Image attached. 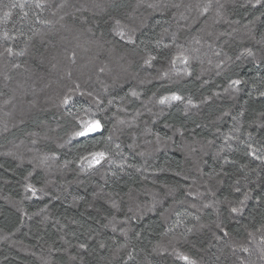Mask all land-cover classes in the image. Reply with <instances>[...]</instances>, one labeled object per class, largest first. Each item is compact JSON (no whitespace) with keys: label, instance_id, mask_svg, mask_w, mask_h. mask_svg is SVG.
I'll list each match as a JSON object with an SVG mask.
<instances>
[{"label":"trees","instance_id":"trees-1","mask_svg":"<svg viewBox=\"0 0 264 264\" xmlns=\"http://www.w3.org/2000/svg\"><path fill=\"white\" fill-rule=\"evenodd\" d=\"M76 82L102 103L61 107ZM172 92L195 106L161 105ZM261 92L264 0H0V264H264ZM83 108L102 133L72 140ZM85 149L108 162L82 169Z\"/></svg>","mask_w":264,"mask_h":264},{"label":"snow or ice","instance_id":"snow-or-ice-1","mask_svg":"<svg viewBox=\"0 0 264 264\" xmlns=\"http://www.w3.org/2000/svg\"><path fill=\"white\" fill-rule=\"evenodd\" d=\"M256 3L257 4L261 3V0H256ZM13 7H15V5H13ZM149 7H152V5H149ZM207 10H208V6H205L203 11L201 12V14H203V12H206ZM9 15H10L9 12L4 13L5 17H8ZM41 23H47V21H41ZM112 30H113V34L115 36L119 37V42H121L122 46H124V47H128V46L138 47L136 45V39H135V33H136L135 28H127L126 25H122L121 21L119 19H117L114 22ZM162 32L167 33L168 29H163ZM173 36H175V33H173ZM4 39H7V33H5ZM157 43H159V41H157ZM195 43L199 44L200 42H199V40H197V41H195ZM165 47H169V46L165 45ZM5 51L8 53V55H12L14 50H13V47L11 45H9L5 48ZM188 51H189L188 49H185L184 52H182L179 56L173 57V59L171 61L172 66L175 67V65L178 62H182L185 64V66H187L188 61H189V56L185 55L184 53H186ZM191 51H198V49L193 48ZM18 54H22V53H18ZM247 54L249 56L253 55L251 50H247ZM68 58L71 60L72 63H75L76 62V52L72 51ZM156 59H157L156 55H152L151 53H149L147 58L143 59L142 67L151 68L153 66V62ZM221 63H223V61ZM217 67H220V65H217ZM105 71H106V67L102 66L99 68V73H105ZM187 74L190 75V73H187ZM69 77H71V73H69ZM241 83H242V81L240 79L230 80L229 81V88L235 87V90L238 91L239 88L237 86H239ZM225 91H228V88H225ZM74 94H79L81 96L91 97L96 102L97 105L102 103V101L99 99V97L95 96L93 94V92H91V91L85 92V91L81 90V85L78 82H76L73 85L68 87L67 91L63 95L62 100L60 101V106L66 108V109L69 108L71 103L74 100ZM130 94L134 97L138 96V93L134 89L130 90ZM153 95L155 96V93ZM260 96L264 97V92H261ZM173 102H183V103H185L186 106H189V105L195 106V105H193V101L191 100V98L185 99V97L181 96L180 94H178L176 92H172L170 94L161 96L159 98V103L161 105H165V104L170 105ZM109 103L111 104L112 101L110 100ZM69 115H71L72 119L76 122V124L74 125L70 139L87 141L90 139H94L95 134L102 133L103 124H102L101 120L99 118H97V114L95 112L89 111L88 108H83L78 112H69ZM169 139H171V138H169ZM34 143H35V141H34ZM117 147H119V145H117ZM248 154L249 155H255V152H249ZM108 157H109V153L107 151H104V150L87 151V149H85V154L80 156L79 163H80V166L82 169L85 167V165L87 166L88 169H94L96 166L102 165V162H108ZM53 158H55V154H53ZM256 158L261 159V157H259V156H257ZM27 190L31 191L33 196L36 195L37 189H35L31 185L27 186ZM235 191L237 193H239L240 188L236 187ZM248 199H249V192H244L243 198L240 199L236 203V206H232L230 204L229 214L233 219L238 218L239 215L244 211V205ZM219 203H222V202L221 201H214L213 202V204H219ZM213 204H205L204 207H206V208L212 207ZM196 219L199 220V217H196ZM216 228L221 233H223L224 236L228 235V232L225 230V228L222 226L221 223H217ZM188 231L190 232V231H192V229H188ZM257 231H260V230L258 229ZM249 235H252V234L249 233ZM261 243H264V239H262ZM80 247L84 248L85 245L81 244ZM242 251L248 252L249 249L247 247H245V248H242ZM176 256L178 259L183 260L185 262V264H195V261H193L187 255H183L179 252H176Z\"/></svg>","mask_w":264,"mask_h":264}]
</instances>
